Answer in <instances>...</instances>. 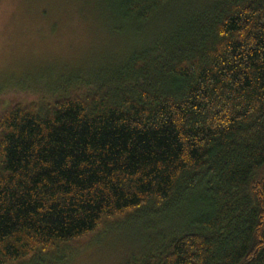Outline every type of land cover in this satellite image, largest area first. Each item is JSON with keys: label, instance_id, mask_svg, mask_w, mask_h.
Instances as JSON below:
<instances>
[{"label": "trees", "instance_id": "obj_1", "mask_svg": "<svg viewBox=\"0 0 264 264\" xmlns=\"http://www.w3.org/2000/svg\"><path fill=\"white\" fill-rule=\"evenodd\" d=\"M175 1L168 30L101 77L3 102L0 264L178 210L129 264H264V0L119 10L141 24Z\"/></svg>", "mask_w": 264, "mask_h": 264}, {"label": "rangeland", "instance_id": "obj_2", "mask_svg": "<svg viewBox=\"0 0 264 264\" xmlns=\"http://www.w3.org/2000/svg\"><path fill=\"white\" fill-rule=\"evenodd\" d=\"M120 0H0V109L34 100L61 81L101 77L175 22L177 1L145 23L124 17ZM164 9V8H163ZM47 88V89H46ZM179 211V212H178ZM108 222L86 239L22 264H129L150 240L171 231L183 212Z\"/></svg>", "mask_w": 264, "mask_h": 264}]
</instances>
